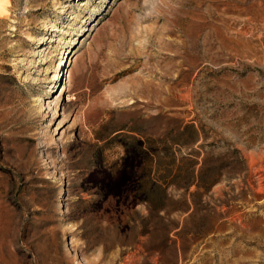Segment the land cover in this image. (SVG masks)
Returning a JSON list of instances; mask_svg holds the SVG:
<instances>
[{
    "label": "rangeland",
    "instance_id": "rangeland-1",
    "mask_svg": "<svg viewBox=\"0 0 264 264\" xmlns=\"http://www.w3.org/2000/svg\"><path fill=\"white\" fill-rule=\"evenodd\" d=\"M0 264H264V0H0Z\"/></svg>",
    "mask_w": 264,
    "mask_h": 264
}]
</instances>
